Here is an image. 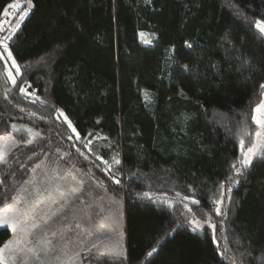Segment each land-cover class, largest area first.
<instances>
[{
  "label": "trees",
  "instance_id": "trees-1",
  "mask_svg": "<svg viewBox=\"0 0 264 264\" xmlns=\"http://www.w3.org/2000/svg\"><path fill=\"white\" fill-rule=\"evenodd\" d=\"M10 4L18 13L28 11L8 43L23 73L17 83H30L34 95L26 98L6 81L0 61V137L13 144L37 132L40 137L33 145L12 146L11 168L0 164V179L10 189L4 193L0 186V199L20 193L38 164L60 183L66 178V191L83 182L78 196L84 203L75 199L66 214L92 216L86 220L95 233L89 246L98 222L116 206L121 210L124 251L99 264H233V258L235 264H264V160L255 159L231 193L226 180L240 138L248 144L241 130L254 138L252 109L264 98L258 96L264 39L246 19L264 20V0H31V6L0 0V37L16 28L18 15H5ZM245 56L253 70L241 74L235 58ZM55 109L63 110L82 141L56 119ZM12 124L32 133L16 132ZM87 140L92 152L84 147ZM117 154L119 165L112 159ZM104 161L113 165L111 172ZM57 218L49 228L56 232ZM192 219L204 227L193 232ZM206 220L216 225L214 232ZM9 239L10 230L0 233V246ZM98 254L93 250L83 264H97Z\"/></svg>",
  "mask_w": 264,
  "mask_h": 264
},
{
  "label": "snow or ice",
  "instance_id": "snow-or-ice-1",
  "mask_svg": "<svg viewBox=\"0 0 264 264\" xmlns=\"http://www.w3.org/2000/svg\"><path fill=\"white\" fill-rule=\"evenodd\" d=\"M27 3L29 6H31V0H27ZM113 3H115V0H113ZM9 9L16 7L14 4H10ZM27 13H25L26 15ZM5 15H7V12H5ZM249 24L254 23V27L256 30H258L259 36L264 39V20L262 19H255L252 21L250 18H247ZM20 28V24H16V28L11 31L10 34H6L3 37H0V47L3 48V51L0 52V61L3 62L5 68H4V75L6 77V81H11V84L18 88L19 93L23 94L26 98L31 97L34 95V93L29 92L28 88L31 87V84L27 81H24L22 84L17 83V77H20L23 79V73L21 70L20 65L18 64L17 60L13 56L12 51L9 48V41L13 40V37L16 34V31H18ZM0 31H5L3 27H0ZM143 36V33L140 34ZM144 43H151V41H144ZM185 45L188 49H193L194 45L192 42L185 41ZM237 62L239 63L240 67L237 68V71L243 74V72H250L252 71V65L250 62V58L248 57H236L235 58ZM10 65V66H9ZM213 68H217L218 66L216 64L211 65ZM184 70L191 71L188 65L183 66ZM15 73V74H14ZM221 78L222 77H219ZM251 79V77H249ZM25 84L27 87H25ZM11 89H6L5 92V98H7V95ZM181 94L182 91H181ZM259 97H264V83H261L259 85ZM35 99H40L39 96H36ZM35 102V101H33ZM17 107L19 105H16ZM23 110V109H22ZM57 116V120L63 119V121L67 122L68 127L71 129L72 133L75 134V139L77 141H82V137L80 133L77 131V129L72 126L71 121L68 119V117L64 114L63 110L55 109ZM253 114L251 115L250 119L255 122L257 125L256 131L253 136L247 132L246 128H243L242 131V137L247 136L248 137V144L245 143L244 138H240L239 140V149L240 154L234 160L231 165L229 166V171L231 175H228L226 177L227 182L229 183V187L227 188L228 193H231L232 188L231 184H238L240 182V178L244 177L247 171H249L254 166V160L255 159H261L264 160V98L259 99V102L255 104V108L252 109ZM32 115H35V113H31ZM190 117H185V119H189ZM12 129L16 132H22L26 131L27 133L31 134L32 129H24L23 126L18 128L16 124L11 125ZM89 136L92 134L89 133ZM35 137H40V133H35L34 138L27 139L22 142H16L13 144V148L18 147L19 144L27 145H33L35 143ZM100 139H107V137H98ZM68 140H73V136H68ZM86 139V138H83ZM7 143V141H4ZM92 143L91 140H87V143H84V147L88 148L89 152H92V149L88 147ZM75 146V145H73ZM110 147V145H109ZM11 151V149H9ZM43 151V149H41ZM59 151V149H57ZM77 152H79L81 155H84V153L81 152L79 148L76 149ZM39 153L33 152L32 156H38ZM46 155V153H45ZM64 155H67L65 153ZM117 156H114L113 164L119 165L121 163L120 159ZM32 156L28 157L29 160L32 159ZM85 159H88L87 156H85ZM99 159V157H98ZM106 168V172H111L112 170V164H109L108 161H104ZM0 164L6 165L8 168H11V165L8 162L7 159V153H5L2 148H0ZM95 167H99V165L94 164ZM21 168L24 167L23 164L20 165ZM40 165H36L32 172L36 171V168H39ZM11 176H14L13 172L8 173ZM68 175H72L70 172ZM114 183L119 185L120 180L115 179ZM72 179L75 180V176H72ZM16 181H13V186H15ZM25 184L31 183V181H24ZM0 186L3 187L4 193H7L10 189L7 185H4L3 179H0ZM219 187L221 189L224 188V182H221ZM83 189V182H80V188H72L70 191H64L61 189L60 185L57 184L54 189L48 190V197L51 198L53 195V191L59 193V199H51V203L47 205V207H41L43 204V199H36L34 201H28L27 199H24L23 197L17 195L9 197L5 194L3 195V198L0 199V233H6L11 229V233L13 238L5 241L2 246H0V264H10V260L12 264H30V256L34 257V259L38 262V264H45L47 260V264H83L84 260H87L88 256L95 250L97 253H99L97 256L94 257L97 264L101 260L107 256V258H120L121 253L111 251L109 252L105 248L99 247L100 241H97V243H92L90 246L86 243L87 238H91L95 236V233L93 230L89 228H82L80 223L75 224L76 229H80V232L77 233L74 236H69L68 233L72 231V228L69 224L65 223L62 225V228L65 231H61L59 234V240L57 241L56 245L52 244L51 240L46 241V246L43 248L39 247V238H36V242L34 243L31 237L33 236V231L38 227V221L36 218V213L39 210L43 213L41 216V219L44 223H48L50 220H52L54 217H58L60 221H66L68 220V215L66 214L68 212L69 206L73 203V201L77 198L80 199L81 203H84L83 196H78V193L81 192ZM38 196H41L42 194L39 191V188L36 189ZM91 193H89V196ZM147 195V194H146ZM224 194L221 193V197L216 201V204L219 205L223 203L224 200ZM187 200L188 197H185ZM229 201L232 200V197L229 195L227 197ZM163 203L168 204L171 206V202L165 200ZM198 200H193V204L199 206ZM184 207L188 210V212H192V209L189 208L187 204H184ZM216 215H221V208L215 207L214 208ZM72 215H75V213H71ZM201 214H204L201 210ZM89 220L92 219V216L87 217ZM187 223L192 226L193 232H195L197 229H201L204 227L198 220L192 219L190 221H187ZM205 224H210V220H206L204 222ZM210 226L213 229V232L215 231L216 225L210 224ZM53 236L57 235V232L52 233ZM81 236L84 237V239H81ZM213 239L215 237L213 236ZM78 245V247L74 249V246ZM58 248V251H54L53 249ZM8 252L9 256H5V252ZM43 252L44 258H41L40 252ZM157 251L155 247L151 249L147 253L149 257H152L153 254ZM81 253H84L83 256H81ZM244 253H242L243 255ZM250 255V253H248ZM221 255H224V253H221ZM62 256L66 257L67 259L62 260ZM233 264H235V258H233Z\"/></svg>",
  "mask_w": 264,
  "mask_h": 264
},
{
  "label": "rangeland",
  "instance_id": "rangeland-1",
  "mask_svg": "<svg viewBox=\"0 0 264 264\" xmlns=\"http://www.w3.org/2000/svg\"><path fill=\"white\" fill-rule=\"evenodd\" d=\"M18 8L19 7L17 5L16 7H13L11 9L8 8V10L6 11L8 17H13L15 15H18V19H17L16 24L22 23L24 21V19L26 18V16L28 15V11L18 13V11H19ZM25 13H27V14L25 15ZM16 24L14 26L13 25H11V26H13L15 28ZM10 33H8V34H10ZM149 36L150 35H146V36L144 35V37L148 41L150 40ZM0 52H1V50H0ZM5 140L7 141V143L4 142ZM12 141L14 142V140L12 138L0 137V148H2V150L7 154L9 152V149H11L13 146ZM65 179H63L62 183H60L58 180L55 179V175H53L51 173H47L43 168H40V167L36 168L35 172L31 171V173H30V178L28 181H31V183L26 184V186L21 190V192L17 193L15 196L19 195V196L23 197L24 199H27L28 201H34L38 198L43 199L44 202L41 205V207H47V205L51 203V199H59V193L54 192V191H53L52 197L49 198L48 197V190L54 189L55 186L57 184H59L61 189L66 191L64 189V183H63V181ZM37 187L39 188V191L42 194L41 196H38V194H37V191H36ZM120 211L121 210L119 209V207L116 206L115 210L113 212H110L105 218H102L97 224L98 237L96 238L95 242H93V243H97V241H100L101 243L99 244V247L105 248L109 252L115 251L118 253H123V251H124L123 248H125V242L122 243V241L125 237V227H124V223H123V215H121ZM42 215H43V213L38 210L36 213V218L38 221V227L36 229H34L33 236L31 237V239L33 240L34 243L36 242V238L44 239V240H41V242L39 240V247L40 248L45 247L46 241H48V240H51L52 244L56 245L57 241L59 240L60 232L65 231L62 228V225L65 223L69 224L72 228V231L70 233H68L69 236H74L80 232V229L75 228L76 223H80L82 228H89L87 221H86V220H88V218L83 217V216L79 218V216L73 215L74 217H71L70 219H68L66 221H60V220L58 221L57 227H59V228L57 229V235L53 236L52 233L56 232V231L50 230L49 228L52 226H55V224L53 222L56 220V217H54L52 220H50L46 224L41 219ZM57 220H58V218H57ZM90 228L93 230L92 226H90ZM47 229L49 230V232H46V231H48ZM9 230L11 231V229H9ZM12 238H13V236H12ZM81 239L83 240L84 237L81 236ZM89 239L90 238H87V241H89ZM77 247H78V245L74 246L73 250H75ZM53 250L58 251L59 249L56 248ZM40 255H41V258L43 259L44 256H43L42 251L40 252ZM5 256L6 257L9 256L7 251L5 252ZM29 256H30V264H38V262L34 259V257H31V254H29ZM65 259H67V258L62 256V260H65ZM10 264H12L11 260H10ZM17 264H18V262H17ZM45 264H47V260H46Z\"/></svg>",
  "mask_w": 264,
  "mask_h": 264
}]
</instances>
